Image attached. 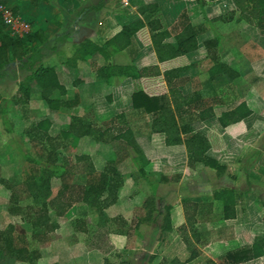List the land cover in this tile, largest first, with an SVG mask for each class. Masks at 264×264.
<instances>
[{
    "label": "crops",
    "instance_id": "0c3cea01",
    "mask_svg": "<svg viewBox=\"0 0 264 264\" xmlns=\"http://www.w3.org/2000/svg\"><path fill=\"white\" fill-rule=\"evenodd\" d=\"M1 1L32 25L28 35L19 40L16 38L19 44L5 48V37L11 39L5 34L14 36L4 20H0V58L5 62L0 75V116L11 140L20 125L12 121V110L20 113L23 125L28 122L24 132L53 112L78 116L91 124H103L120 113L143 116L134 112L132 102L133 93L142 86L139 80L116 77L112 84L106 82L98 73V67L106 63L99 53L89 54L77 68L68 67L67 59L86 39L101 43L139 18L147 21L157 17L164 28L172 31L183 11L199 6L197 1L204 3V12L192 18V23L200 28L199 44L187 53L189 66L181 71L179 83L185 94L199 92L209 105H213L214 115L195 124L203 134L207 135L212 129L220 133L225 148L210 150L209 155L225 164L227 170L218 175L216 169L203 164L192 168L186 154L161 157L158 148L165 145L163 134L135 132L150 159V170L158 172L162 180H159L158 194L161 198L160 189L167 194V200L161 198V206H170L172 229L162 228L167 213L165 209L160 210L161 214L144 218L147 213L144 206L146 191L139 189L138 180L124 175L120 169L124 183L115 204L104 209L88 204L91 215L87 220L76 213L61 223L55 238L49 242H56V246L61 247V252L56 251V264H207L209 260L216 264H264V255L255 257L252 248L255 242L264 248V29L241 19L239 11L229 21L214 19L236 9L234 0ZM150 3L157 4L155 12L142 15L139 8ZM215 37L221 42L209 52L205 41ZM167 41L176 43L174 36ZM34 50L41 51L42 64L57 71L61 83L67 88L65 100L70 101V105L50 109L36 84L32 85L29 100L23 97L20 82L30 71L22 67L19 57L25 51ZM110 60L133 62L138 67L159 64L153 44H145L138 34L127 49ZM216 63L229 65L238 75L218 73L211 76L210 68ZM38 96L34 102L33 98ZM247 99H251L252 106L254 101L261 109L223 126L219 120L221 114ZM36 111L37 117L32 120L30 115ZM41 111L42 117L38 116ZM3 114L7 116L8 125ZM48 118L52 121L50 134L59 135L62 131L56 130L59 122ZM155 135L162 137L160 144L154 142ZM26 137L33 145L27 134ZM80 138L83 137L71 136V139ZM114 154L109 149L102 165L94 161L98 172L109 159L115 158ZM164 164L168 166L161 168ZM163 181L167 186L162 189ZM223 189H231L234 193V218L223 217L224 201L217 196ZM185 200L198 204L195 236L191 230L186 233L200 249L194 258L179 230L187 222ZM20 220L23 221L21 217ZM78 220L87 227L86 231L75 227ZM64 228L67 233L61 234ZM229 254L232 255L228 257Z\"/></svg>",
    "mask_w": 264,
    "mask_h": 264
},
{
    "label": "trees",
    "instance_id": "16d2710c",
    "mask_svg": "<svg viewBox=\"0 0 264 264\" xmlns=\"http://www.w3.org/2000/svg\"><path fill=\"white\" fill-rule=\"evenodd\" d=\"M234 2L236 9L226 11L214 19L229 21L239 11L241 19L264 29V0H234ZM197 4L200 5H194L183 11L179 22L172 31L164 28L157 17L149 18L147 21L139 18L131 24L124 25L112 38L101 43H94L86 39L74 54L69 56L66 65L77 68L79 62L85 61L89 54L99 53L106 63L98 67V73L105 78L106 82L112 84L116 77H130L139 80L142 86L132 95L133 110L142 115H151V131L165 136V145L158 148L159 156L186 154L190 167L194 168L198 164H203L216 169L217 174L221 175L227 170V166L210 156L209 151H219L225 148L222 136L217 129H212L207 135L203 134L195 124L197 121L206 120L214 115L213 105H209L199 92L185 94L179 83L181 71L189 66L186 58L187 53L195 50L199 44L200 28L192 23V18L200 12H204V3L197 1ZM156 8V3H150L140 7L139 12L142 15L154 13ZM0 20H3L1 15ZM113 25L116 26L114 23ZM136 34L145 44H153L159 64L138 67L133 62L117 63L110 60L117 53L127 49ZM5 36L11 38L5 37V48L16 45L19 42L16 38L18 40L22 38L11 37L9 34H5ZM171 36H174L175 44L167 41ZM220 42V38L215 37L206 40L205 45L209 52H212ZM0 52H2L1 49ZM19 58L22 61V67L30 71V74L20 82V90L25 99L29 100L32 85L36 84L41 89L44 103L50 109L58 110L62 106L71 104L70 101L65 100L67 88L61 83L55 68L41 63L40 50L25 51ZM4 68L5 62L0 58V75ZM218 73L238 75L225 63H216L210 68L211 76ZM252 103L253 106L251 99H247L236 108L224 111L219 117L221 124L226 126L240 121L261 109V106H258L254 101ZM3 117L8 125L7 116L3 114ZM127 117L126 113H120L104 124H91L78 116L70 115L68 127L56 136L50 134L52 121L46 117L37 121L31 129L26 130L25 134L34 142L33 146L41 147L43 156L26 153L25 158L36 168L42 167L43 171L39 180L29 176L24 179L22 185L27 197L33 200H42V202L23 207L18 203L20 198L14 183L7 178L0 180L12 190L9 212L19 215L24 222L31 225L33 229L31 236L38 243L45 245L55 237L61 223L73 218L78 212L77 203L92 204L98 209L108 208L115 204L119 198V189L124 183L123 175L118 168V160L127 156L131 157L138 172L151 187V193L144 204L147 209L144 218L154 217L157 213H162L160 210L165 209L167 213L164 216L162 228L164 230L172 229L170 206H161V198L158 194L159 181L149 177L146 166L150 163V159L140 146L135 131L129 126ZM71 136H92L101 143L110 144L117 154V158L109 159L100 172L97 171L90 155L80 154L75 161L64 156L63 160L59 161L60 149L66 145V139ZM77 172L87 174L89 179L86 185L72 183L70 178ZM53 178L61 180V187L57 193L54 192L52 186ZM260 183L262 184L263 181ZM217 196L224 201L223 217L225 219L234 218L236 216V200L233 191L223 189L217 193ZM184 209L187 222L179 230L187 241L191 257L194 258L199 255L200 249L190 241V236L186 233L191 230L195 236L198 204L191 200H185ZM76 223L75 227L78 230H87L83 223L80 224V220ZM14 229L15 225L10 223L6 229L0 230V242L4 241L3 255H12L19 261L37 264L42 256L41 250L31 249L28 245L15 246ZM252 248L255 257L264 255V248L258 242L253 243ZM231 255L229 254L228 257ZM207 264L216 263L209 260Z\"/></svg>",
    "mask_w": 264,
    "mask_h": 264
},
{
    "label": "rangeland",
    "instance_id": "374dc122",
    "mask_svg": "<svg viewBox=\"0 0 264 264\" xmlns=\"http://www.w3.org/2000/svg\"><path fill=\"white\" fill-rule=\"evenodd\" d=\"M32 31V30H31ZM35 99H39L38 97H34ZM129 100H127L128 102ZM128 104V103H127ZM122 105L125 106V103ZM38 116L42 117L43 113L42 111L38 113ZM48 116V115H47ZM127 120L129 126L133 128V130L136 133H150L151 132V115H143V116H131L130 113H127ZM37 117V111L34 112V114L30 115V118L36 119ZM50 118H53L54 120L58 121V126L56 130L61 131V129H65L69 125L70 121V115L69 114H61L57 112H53L51 116H48ZM12 121L15 123H19L20 125H17L18 132L17 135H14L11 140L9 138V135H7V129L4 128V124L1 121L2 118L0 116V179L1 178H7L8 180L12 181L15 185V189L17 191V195L20 198L18 203L23 205L25 207L29 204H37L41 203L42 200H33L30 197H27L24 193V186L23 181L29 176L34 177L35 179L39 180L43 168L38 167L31 162H29L25 158V154L29 153L33 156H43L41 153H43L40 146L37 145H31L28 142V138L26 137V134L24 132V128L26 125H23V120L21 118V115L19 112H13L12 110ZM30 122V120H29ZM104 124V123H103ZM6 134L5 136L3 134ZM8 137V138H7ZM154 142L161 143L162 137L159 135H155ZM6 143V144H4ZM33 146V147H32ZM109 149L113 150L115 153L113 147L110 144L100 143L96 140H94L91 136H83V138L80 139H66V145L60 149L59 153V161L63 160L64 156H68L69 158L76 160V157L80 154H86L90 155L93 159V161H96L98 165H102L104 162V158L106 157V153L109 151ZM106 152V153H105ZM115 158H117V154L115 153ZM168 165H162V167H167ZM151 165L148 164L146 166V171L150 178L155 180H160L159 173L158 172H152L150 170ZM118 168L122 170L124 175H130L131 177L138 180L139 189H144L146 192L145 198L149 196L151 187L148 181L138 172V169L134 165L131 157L127 156L124 159L118 160ZM160 171V170H159ZM158 173V174H157ZM88 176L87 174L77 172L75 173L70 180L74 184H80V185H86L88 183ZM162 182V180H160ZM52 186L54 187V192L57 193L58 190L61 187V180L59 178H53ZM167 186V182L163 181L161 184V188H165ZM12 190L7 188L5 184H3L0 180V230L6 229L10 223H13L15 225L14 229V239H15V246H21V245H28L31 249H38L42 251L41 258L37 261V264H56L55 255L56 251L61 252V247L56 246V242L52 244H41L38 243L36 240H34L31 236L32 234V227L30 224L23 222L20 220L19 215H12L9 212V206H10V196H11ZM160 194L162 195L161 198L163 200H167L166 196L167 194L163 193V190L160 189ZM78 206V212L77 215L79 217L84 216V218L87 220L88 216L91 215L89 211L91 210V206L88 205V203L79 202L77 204ZM93 217V216H92ZM65 233V228L61 231V234ZM67 233V231H66ZM65 233V234H66ZM55 238V237H54ZM53 240V239H52ZM51 240V241H52ZM3 246L4 241L1 240L0 242V264H28L27 262H22L12 255L6 256L3 255ZM58 247V248H57Z\"/></svg>",
    "mask_w": 264,
    "mask_h": 264
},
{
    "label": "built area",
    "instance_id": "2783aa9c",
    "mask_svg": "<svg viewBox=\"0 0 264 264\" xmlns=\"http://www.w3.org/2000/svg\"><path fill=\"white\" fill-rule=\"evenodd\" d=\"M0 15L14 37H24L32 30L29 21L16 14L6 3L0 0Z\"/></svg>",
    "mask_w": 264,
    "mask_h": 264
}]
</instances>
